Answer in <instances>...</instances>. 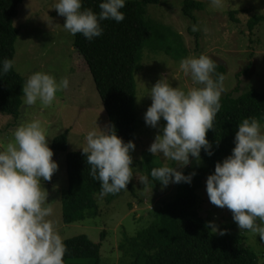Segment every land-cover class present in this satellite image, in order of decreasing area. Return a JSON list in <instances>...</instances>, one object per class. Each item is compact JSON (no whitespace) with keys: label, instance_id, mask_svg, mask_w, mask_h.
<instances>
[{"label":"rangeland","instance_id":"1","mask_svg":"<svg viewBox=\"0 0 264 264\" xmlns=\"http://www.w3.org/2000/svg\"><path fill=\"white\" fill-rule=\"evenodd\" d=\"M195 1L201 3L203 9L195 12V19L185 15V0H161L157 5L146 7L145 18L151 37L142 51L135 74L139 119L133 141L136 147L131 152L138 195L125 192L113 200L108 198L109 194L98 195L99 216L71 225L63 222L62 208L69 186L66 154L54 152L53 140L69 132V152L82 151L89 131L99 132L98 127L105 130V125L109 126L108 114L94 78L74 46L75 35L63 28L66 18L58 15L54 9L58 0H25L19 8V16L15 20L19 29L15 46V71L26 79L33 72L41 71L57 80L67 77L70 83L69 88L59 92L48 107H42L39 102L26 106L23 97L18 116L0 112V150H5L8 143L13 141L14 131L21 124L32 120L41 122L54 153L53 160L59 165L51 181H42L45 195L53 208L50 218L58 222L63 242L86 235L94 243H102V264H129L130 260L124 259L119 251L123 235L126 233L133 237L146 228L150 211L156 210L163 202L171 201L177 192L178 184L170 183L167 187L154 189L149 182L144 183L143 170L146 173L144 167L147 161L156 165L174 164L185 175L196 173L202 165V160L198 163L190 157L189 165L179 167L177 162L165 161L160 155L154 156L148 151L155 136L162 134V128L166 125L163 119L158 128L145 123L144 114L152 103L148 96L150 89L161 79H167V83L185 91L200 87L180 69V61L185 57L186 50L185 58L204 54L214 62L225 65L227 71L223 95L233 92L237 87L239 90L235 96L248 90L264 93V22L256 25L253 32L248 26L253 17L264 16V0H225L222 9L213 7L211 0ZM235 12L236 19L231 16ZM193 25L199 30L194 32ZM167 33L168 37L164 38ZM168 48L172 50L171 55L166 53ZM176 49L179 51L176 52ZM261 126L264 131V123ZM198 195L199 214L212 219L217 232L222 231L225 225L233 224L236 228L233 233H247L248 246L257 254L260 264H264V240L260 239L259 234L240 230L229 209L213 205L206 184ZM257 223L264 227V222L257 220Z\"/></svg>","mask_w":264,"mask_h":264},{"label":"clouds","instance_id":"2","mask_svg":"<svg viewBox=\"0 0 264 264\" xmlns=\"http://www.w3.org/2000/svg\"><path fill=\"white\" fill-rule=\"evenodd\" d=\"M125 4L126 0H102L99 13H95L82 8V0H58L54 9L66 18L65 30L91 41L103 34L102 21L120 23L125 19L121 11ZM211 4L222 9L225 0H211ZM192 30L199 29L193 25ZM13 65L12 59L0 60V75L7 74ZM179 66L200 87L185 91L173 87L167 79L159 80L150 89L152 103L144 120L152 128H158L161 119L166 121L148 151L185 167L190 157L201 162L202 150L208 156L214 154L206 137L221 109L225 77L219 74L214 78L217 65L204 54L183 58ZM69 83L67 77L57 80L45 72H33L23 85L24 103L33 106L39 102L48 107L59 92L69 88ZM98 129L87 133L82 152L91 166L92 179L101 184L100 195L117 194L127 189L132 179L131 152L136 145L124 142L108 125L105 130ZM234 143L231 155L217 162L214 174L207 177L206 191L213 205L232 212L240 230L257 232L264 240V227L257 223L264 222V131L260 122L243 119ZM53 156L39 120L21 124L14 131L13 141L0 150V264H64L66 246L58 222L50 218L53 208L42 186V181H51L58 171ZM150 175L167 187L170 183L190 184L196 173L185 175L165 164L153 168ZM143 181L147 184L148 177ZM206 226L217 230L214 222Z\"/></svg>","mask_w":264,"mask_h":264},{"label":"trees","instance_id":"3","mask_svg":"<svg viewBox=\"0 0 264 264\" xmlns=\"http://www.w3.org/2000/svg\"><path fill=\"white\" fill-rule=\"evenodd\" d=\"M160 1L126 0L125 7L121 9L125 14L122 22L117 23L111 19L102 21L103 34L91 41L79 33L74 38V46L96 83L108 114L109 128L115 130L124 142L136 138L139 113L135 74L142 51L151 37L145 18L146 7L157 5ZM24 2L0 0V60L8 58L14 61L19 36L15 20ZM101 2L82 0V8L99 13L98 5ZM201 11V3L185 0V15L195 19V12ZM231 16L236 19L237 12L231 13ZM263 22L264 16H255L248 22V26L253 32L256 25ZM165 37H168V33ZM171 52L170 48L166 51L168 55ZM215 63V75L223 74L225 77V65ZM26 81L25 77L15 71L14 65L7 74L0 75V112L18 116L23 105V85ZM238 88L221 96V109L215 117L214 128L208 131L206 137L214 154L208 156L201 151L202 165L197 168L194 180L190 184L179 183L171 201L163 202L156 210L150 211V221L146 228L133 237L126 233L123 235L119 251L124 259L130 260L129 264H260L257 254L247 244V233H233L236 229L233 224L225 225L219 232L212 230L206 226L212 219L202 217L197 206L198 192L204 188L207 177L214 174L216 163L231 155L239 123L245 118H255L261 125L264 123V93L248 90L235 96ZM68 134L65 132L56 137L52 149L66 154L69 186L62 208L63 222L71 225L99 216L97 196L100 195L101 184L92 179L86 155L82 151L69 152ZM147 162L143 166L146 170V173L143 170L144 175L154 189L161 188L163 185L154 181L150 173L153 168L164 164ZM170 167H174V164ZM132 173L127 189L109 194V199L113 200L125 192L138 195L134 184L135 171ZM221 232L225 234L221 235ZM64 244V264H102V243H94L83 235L65 240Z\"/></svg>","mask_w":264,"mask_h":264}]
</instances>
